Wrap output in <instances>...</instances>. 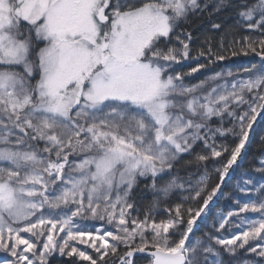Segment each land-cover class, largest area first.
<instances>
[{"label": "snow or ice", "instance_id": "snow-or-ice-1", "mask_svg": "<svg viewBox=\"0 0 264 264\" xmlns=\"http://www.w3.org/2000/svg\"><path fill=\"white\" fill-rule=\"evenodd\" d=\"M258 122L264 0H0V264H264Z\"/></svg>", "mask_w": 264, "mask_h": 264}, {"label": "trees", "instance_id": "trees-1", "mask_svg": "<svg viewBox=\"0 0 264 264\" xmlns=\"http://www.w3.org/2000/svg\"><path fill=\"white\" fill-rule=\"evenodd\" d=\"M204 28L201 26L200 28L196 29L195 34L200 35L203 33ZM202 46L201 41H196L194 44V48H199ZM248 58L243 57H230L228 59H225L224 61L218 62L216 64H213L210 68L201 70L200 73L195 74L193 77L189 78V83L196 84L201 80H204L206 77L213 75L216 72H226L228 70L232 71H239L241 70V65L245 64V61ZM195 63L193 62L190 65H187L182 70L188 71L191 67H194ZM264 135V123H260L258 126L257 131L255 132L253 138L251 139V143L249 147L247 148V156L246 159L243 162V170H251L256 167H260L261 164L259 162L260 157L264 156V145L261 144L260 136ZM181 175H184V170H181ZM191 175L193 178H195L196 175H198V172L195 167L191 169ZM240 176V172L238 171L235 176L233 177V180L231 183H227V191H231L236 179H238ZM218 182V176L213 173L211 176V181L209 187L214 186ZM143 187V186H141ZM141 201L144 205H148L152 202V192L150 190H142L140 193ZM165 206V202H161V208ZM199 205L197 203H193L192 207H198ZM231 205L230 202L227 200H222L219 205L217 206L216 210H223L224 212H227L230 210ZM215 211V210H214ZM162 218V217H161ZM211 218V217H210ZM203 231V229L201 230ZM197 235H201V233H197ZM241 258H247L243 255V250H241L238 254ZM75 259V258H73ZM249 259V257L247 258ZM242 260V259H241ZM63 261L64 264H67V258L60 259L59 261H56V264H60V262ZM83 264H86V262H83Z\"/></svg>", "mask_w": 264, "mask_h": 264}, {"label": "water", "instance_id": "water-1", "mask_svg": "<svg viewBox=\"0 0 264 264\" xmlns=\"http://www.w3.org/2000/svg\"><path fill=\"white\" fill-rule=\"evenodd\" d=\"M258 121H259V118H258ZM259 124H260V123L258 122L257 125H254V129H255V131L257 130ZM254 133H255V132H254ZM253 135H254V134H251V135H250V141H251V138H252ZM248 147H249V145H246V149H247Z\"/></svg>", "mask_w": 264, "mask_h": 264}, {"label": "rangeland", "instance_id": "rangeland-1", "mask_svg": "<svg viewBox=\"0 0 264 264\" xmlns=\"http://www.w3.org/2000/svg\"><path fill=\"white\" fill-rule=\"evenodd\" d=\"M226 183H229V182L226 180ZM150 192H151V191H150ZM152 197H153V193H152ZM81 247L83 248L84 246H81ZM89 251L91 252V250H89ZM247 258H248V257H247ZM247 258H241V259H242V261H243V260H246ZM59 259H63V258H59ZM59 259H58V260H59Z\"/></svg>", "mask_w": 264, "mask_h": 264}]
</instances>
